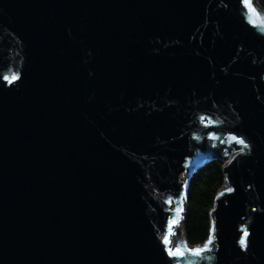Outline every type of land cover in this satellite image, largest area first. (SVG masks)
I'll use <instances>...</instances> for the list:
<instances>
[{"label":"water","instance_id":"1","mask_svg":"<svg viewBox=\"0 0 264 264\" xmlns=\"http://www.w3.org/2000/svg\"><path fill=\"white\" fill-rule=\"evenodd\" d=\"M212 160L213 243L192 247ZM0 264H264L257 0H0Z\"/></svg>","mask_w":264,"mask_h":264},{"label":"trees","instance_id":"2","mask_svg":"<svg viewBox=\"0 0 264 264\" xmlns=\"http://www.w3.org/2000/svg\"><path fill=\"white\" fill-rule=\"evenodd\" d=\"M264 11V0H257ZM225 184L224 163L206 161L192 181L186 199L185 239L192 247L202 246L211 232V211L217 194Z\"/></svg>","mask_w":264,"mask_h":264},{"label":"snow or ice","instance_id":"3","mask_svg":"<svg viewBox=\"0 0 264 264\" xmlns=\"http://www.w3.org/2000/svg\"><path fill=\"white\" fill-rule=\"evenodd\" d=\"M5 80H9L8 77H4ZM20 79V77L17 75V76H13L11 77V81H18ZM240 143H244L243 140L240 141ZM170 203V202H169ZM251 235V233H249L248 231L244 230L243 231V236L242 238L239 240V244L242 246V248L244 250H247L248 247L250 246V241L248 240V237ZM162 243L164 244L165 246V251H167L168 253V256L169 257H172V258H176L178 256H182L183 253L181 252V250L177 247V248H173L172 246V243H171V240L169 237L165 236L162 240ZM213 243L212 239L210 238L208 241H207V245H211ZM207 245L204 247V248H197V249H193V250H190L191 254L192 255H195V256H199L201 255L203 252H206L208 251V247Z\"/></svg>","mask_w":264,"mask_h":264},{"label":"bare ground","instance_id":"4","mask_svg":"<svg viewBox=\"0 0 264 264\" xmlns=\"http://www.w3.org/2000/svg\"><path fill=\"white\" fill-rule=\"evenodd\" d=\"M173 245H176V242L175 243L173 242Z\"/></svg>","mask_w":264,"mask_h":264},{"label":"rangeland","instance_id":"5","mask_svg":"<svg viewBox=\"0 0 264 264\" xmlns=\"http://www.w3.org/2000/svg\"><path fill=\"white\" fill-rule=\"evenodd\" d=\"M175 242H176V237H175Z\"/></svg>","mask_w":264,"mask_h":264}]
</instances>
